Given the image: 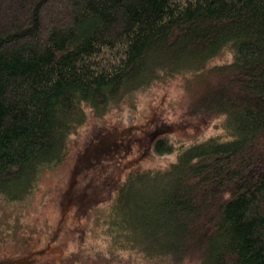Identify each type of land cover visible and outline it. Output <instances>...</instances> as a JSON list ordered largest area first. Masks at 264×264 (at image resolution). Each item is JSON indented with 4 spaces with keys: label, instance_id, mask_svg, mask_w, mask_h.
<instances>
[{
    "label": "trees",
    "instance_id": "obj_1",
    "mask_svg": "<svg viewBox=\"0 0 264 264\" xmlns=\"http://www.w3.org/2000/svg\"><path fill=\"white\" fill-rule=\"evenodd\" d=\"M172 81L174 121L146 116L74 152L91 120ZM68 166L62 231L3 248L44 174ZM0 212V264H88L65 256L70 238L106 244L105 264H264V0H0Z\"/></svg>",
    "mask_w": 264,
    "mask_h": 264
},
{
    "label": "rangeland",
    "instance_id": "obj_2",
    "mask_svg": "<svg viewBox=\"0 0 264 264\" xmlns=\"http://www.w3.org/2000/svg\"><path fill=\"white\" fill-rule=\"evenodd\" d=\"M181 89L182 88L177 81H172L171 83H169V85H166V87L163 86L155 87L153 89L148 90L146 93L141 94L137 98V103H136L137 108L134 111H132L129 108H124L121 113H111L105 118H103L104 124L103 122L97 123L98 121L91 120L87 124V126L82 130V132H80V135L74 137L73 140L74 152L77 153L78 156H80L85 148L87 139L90 140L91 137H94L96 139L95 141H93L94 144L100 142V140L102 139H104V141L112 140V138L119 135L121 130L123 131L125 126L131 125V122L132 123L142 122L143 120H145L146 116L151 115L150 118L153 117L154 120L153 122L155 126L156 125L160 126L162 120L164 119L163 116L169 121H174L177 114L176 113L177 106L176 105L174 106L171 103V101L179 96ZM149 128L150 127H146V129ZM190 132L192 131H186L187 135L190 134ZM214 134H218V130H215L214 128H210L209 130L203 133V136L205 137V135L210 136ZM143 135H144L143 130L139 132L133 131L132 133V137L134 138V140L136 139L140 140L141 136ZM188 138H192V137L189 136ZM178 139L180 138L178 137ZM115 145L117 147L112 145L108 150L117 149L120 152L122 149V148L120 149V146L123 144L116 143ZM164 162H165V158H156L154 160L148 159L143 164L145 166H154V165H162ZM70 169L71 167L68 166V167L58 168L44 174V177L41 182L39 194L37 197L38 206L36 208H33L32 210H28L27 212L23 210L26 213V216L22 218L21 224H24L25 228L23 230H20L18 232V235L16 236L17 237L16 247H15V243H16L15 238L11 239L10 236H7L5 237L6 242L3 243V248L5 249L9 248L10 250H14V251L16 249H19L20 251H22L24 244L21 243H25L27 245L25 249L33 248L34 250H37L39 248H43L44 246H46L47 242L54 240L52 239V233H49L50 230H48V228L56 227L60 223L59 230L62 231V229L64 228L63 226L65 225V221L62 220L61 222V217H62L60 212L61 210H59L58 208L59 197H60L59 195L64 185L66 184L67 178L69 177ZM67 187L65 186L64 188L66 189ZM88 192L94 194L98 193L88 190L84 193L89 194ZM88 197L89 195H86V199H88ZM106 203H108V201H104L103 204L94 207L96 208L98 207L99 209H101L107 206ZM93 209L94 208H92V212H90L91 210L90 211H88L87 209L85 210V214H88L87 215L88 217H86L85 219H81L83 220L82 221L83 224H85L87 220H89V217L95 216L96 214L95 212H97V210H93ZM1 214L2 213L0 212V227L1 225L4 224L3 222L4 219H1L3 215ZM72 214L73 212H69V214L65 215V217L66 216L72 217ZM75 218H76L74 219L75 221H72L70 219L68 220L69 222L68 225L70 224L71 227L73 226V228H76L80 222V218H78V216H75ZM0 231H2V227L0 228ZM30 234H35L36 235L35 238L37 239V241L33 240V236L31 238L28 237ZM38 234L41 235L38 236ZM80 243L77 242V239L70 238L68 240V243L66 242L63 247V249H65L64 251L65 256L72 255L74 252H80L81 250L85 254L86 253L90 254L91 261H89L88 264H105L103 262H99V261L94 262V261L96 260V255H100L102 257L103 254L102 252L107 250L105 246L106 244H103L102 242L101 243L89 242L87 239L85 240L84 243L82 244ZM59 244H61L60 240H59ZM57 251H55V253H57ZM56 255H59V252ZM47 257L44 258L43 261L53 259L55 257V254L51 252L50 254H48ZM118 258L123 259L122 264H126V260L128 259L127 256L125 255H120ZM113 264H121V263L117 260H114Z\"/></svg>",
    "mask_w": 264,
    "mask_h": 264
}]
</instances>
